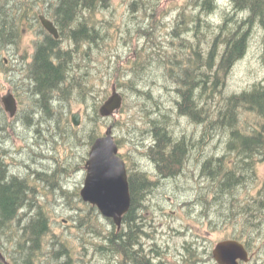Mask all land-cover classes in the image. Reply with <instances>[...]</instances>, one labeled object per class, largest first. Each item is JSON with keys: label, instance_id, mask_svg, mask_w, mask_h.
Segmentation results:
<instances>
[{"label": "trees", "instance_id": "1", "mask_svg": "<svg viewBox=\"0 0 264 264\" xmlns=\"http://www.w3.org/2000/svg\"><path fill=\"white\" fill-rule=\"evenodd\" d=\"M44 1V9L33 3L34 0L0 1V48L18 43L21 27L27 18L38 21L45 39L36 43L32 61L26 70L27 78L22 84L31 89L26 94L43 108L49 123L59 115H63L61 119L65 122V111L61 108L67 100H71L72 90L78 86L79 102L88 105L92 98L95 100L93 105L90 104L88 114L96 128V132L93 127L88 131L91 133L88 145H91L100 136L98 127L102 118L97 103L99 89L93 95V86L88 84L89 79H93L89 62L92 51L95 48L98 50L106 33L96 25L91 26L84 15L86 11L95 12L108 7L111 0ZM220 1L193 0L187 3L185 8H191L192 12L187 11L186 14V11L180 10L177 14L175 27L170 32V47L165 49L153 40L139 53V59L128 67L131 71L127 80L122 79V71L114 78L117 87L127 84L133 91V97L142 98L144 101L139 102L143 106L156 95L152 89L137 86V81L146 82L140 74L152 65H163L177 85L178 99L175 101L178 112L201 126L205 124V135L209 141L211 136L226 134V149L232 158H228L226 153L204 160L203 157L190 159V152L197 151L196 145L190 147L187 137L176 138L172 134L167 126L169 115L150 110L153 116L150 114L146 132L154 139L144 153L146 159L152 160L158 175L167 180L179 182L187 177L186 167L189 165L191 172L201 169L203 178L211 181L209 198L207 191L203 196L204 188L200 187L197 194L199 200L192 203L208 204L203 218L214 229L223 230V239L233 238L243 242L252 259L242 264H253L254 257H259L264 249L259 242L264 237V182L251 198L242 196L240 188H249L250 182L257 180L256 166L264 161V83H255L232 94L225 92V86L231 69L246 55L256 32L263 34L264 57V0H231L228 8L221 6ZM136 2L131 3L132 8ZM40 14L54 21L60 33L58 39L42 27ZM216 14L221 17L218 25L212 22ZM203 27H206L205 31ZM64 40L70 45L63 48L61 43ZM85 67L89 70L82 73ZM114 70L118 72L116 65L110 67L111 73ZM22 90L25 92L24 88ZM109 93L105 92L103 99ZM214 101L219 103L218 107ZM24 115L31 126L38 123L33 121L32 112H25ZM133 125L127 123L128 128ZM37 126L40 130L41 123ZM112 126L114 129L115 123ZM116 141L119 148L125 147V139L117 138ZM120 154L127 163L132 198L131 208L124 217L126 230L116 227L107 229L97 207L88 204V211L80 208L75 215L73 225L78 232L74 228L70 234L57 233L52 229L47 206L37 204V194L29 178L12 173L0 154V237L10 230L18 231L17 239L13 241L14 248L5 250L0 245V264H88L85 258L90 253L89 249L109 257V264L114 259L115 264H123L124 258L129 264H158L135 248L142 229L136 210L158 181L151 179L149 171L139 168L136 161L131 162L129 153ZM215 212L222 213L223 219L215 218ZM90 235L99 237L94 247L88 243ZM190 249L192 256L198 254L194 247Z\"/></svg>", "mask_w": 264, "mask_h": 264}, {"label": "rangeland", "instance_id": "2", "mask_svg": "<svg viewBox=\"0 0 264 264\" xmlns=\"http://www.w3.org/2000/svg\"><path fill=\"white\" fill-rule=\"evenodd\" d=\"M133 1H137L134 8L131 5ZM190 1L193 0H111L106 8L95 12L86 11L84 16L90 25L93 27L96 25L106 33V38L99 43L98 50L95 48L92 51L90 70L89 67L82 69V73H87V70L93 73V79H89L88 84L93 86V95L97 93L96 89H99L100 97L97 101L99 108L112 94L113 85H116L114 76L122 71V79L127 80L131 71L128 67L134 60L139 59V53L143 51L145 45L154 40L165 49L170 47V32L175 27L177 14L180 10L186 11V14L192 12L191 8H185ZM220 2L223 7L231 6V0ZM33 3L41 9L46 6L44 0H34ZM212 22L214 25L220 24V15H213ZM203 30L205 31L206 27H203ZM21 31L17 44L0 48V108L3 107L2 96L13 87V83L21 84L26 80V70L32 61L36 43L43 35L38 21L33 18L25 20ZM262 39V32L253 34L246 55L233 66L226 79V93L241 92L255 83H264ZM203 41L205 43V40ZM61 45L64 48L69 46L70 42L64 40ZM112 65L117 66L118 72L115 70L110 72ZM143 72H146L145 76ZM140 76L144 77L146 82L137 81V86L152 89L156 95L155 99L147 100L146 105L142 106L140 102L144 100L133 97V91L127 84L116 86L124 97L123 105L113 116L106 118L101 116L102 121L98 127L101 136L109 125L115 123L113 129L115 139H125L126 142L123 149L119 148L120 152L129 153L131 162L136 161L139 168L149 171L148 176L151 179L158 181L157 185L150 189L142 206L136 210V215L139 216L138 223L142 229L135 248L143 251L158 264H217L212 250L217 242L223 240V230L214 229L207 219L203 218L208 204L192 203L199 200L197 194L198 191L200 192V187L204 188L203 196L207 191V199L209 198L208 189L211 181L206 177L203 178L201 169L191 172L190 165L186 167L187 177L178 180L179 182L160 177L144 153L154 139L146 132V124L150 114L153 116L150 110L169 115L167 126L172 134L176 138L187 137L190 147L196 145L197 151L190 152V159L203 157L204 160L212 155H225L228 152L226 149L228 137L224 133L211 136L212 139L209 141L205 135V124L201 126L178 112L175 101L178 99L177 85L174 83V77L168 74L163 65H152L149 69L143 70ZM72 91L71 97L69 96L71 100H67L66 105L61 108L65 111L63 113L65 122L61 119L63 115H59L52 118V123H49L43 108L35 106L32 99L28 108L26 98L29 96L22 88L17 90L20 109L15 116V127L12 125L8 127L6 124V119H12L6 111H2L3 119L0 122L6 127L3 128L5 130H0L1 157L12 173L29 178L37 194V204H46L52 229L61 234L64 232L70 234L74 230L75 215L80 208L88 211L90 204L82 199L80 192L84 186L87 174L86 162L92 145H88V136L91 134L88 131L94 128V122L88 114L90 104L93 105L95 100L92 98L86 105V102L78 101V86ZM107 91L110 93L106 99H103ZM214 105L218 107L219 103L214 101ZM25 112L33 113V121L41 123L40 130L38 123L31 126L26 121ZM77 112L80 114L79 126H75L72 122V114ZM127 123L134 125L128 128ZM94 130L96 132V128ZM227 154L228 158H232L231 154ZM146 163L150 164V168L145 166ZM256 173L257 180H252L248 185L249 188H240L242 196L251 198L261 188L264 182V161L258 162ZM213 216L223 219L222 213L215 212ZM100 217L107 229L117 228L111 219L102 214ZM17 233L18 231L13 229L3 234L0 237V245L5 250L14 248L13 241L17 239ZM98 240L99 237L90 235L88 243L94 247V243ZM259 242L262 244V249L264 237ZM191 247H194L198 254L192 256ZM89 250L90 253L85 258L88 264H109L107 260L110 259L109 257ZM115 262L116 259L111 264ZM252 262L264 264V249L263 253L257 258L254 257ZM123 264H129L128 260L124 258Z\"/></svg>", "mask_w": 264, "mask_h": 264}, {"label": "water", "instance_id": "3", "mask_svg": "<svg viewBox=\"0 0 264 264\" xmlns=\"http://www.w3.org/2000/svg\"><path fill=\"white\" fill-rule=\"evenodd\" d=\"M43 27L55 38H59V30L44 14L40 15ZM124 97L113 85L112 94L100 106L102 117H111L123 105ZM6 110L14 117L17 113V101L11 91L3 96ZM73 124L80 125V114H72ZM87 174L81 197L98 208L100 213L113 221L118 230L121 229L124 216L132 205L127 163L120 154L119 145L109 125L105 133L97 137L91 145L86 162ZM217 264H242L252 259L245 244L237 239L220 240L212 250Z\"/></svg>", "mask_w": 264, "mask_h": 264}, {"label": "flooded vegetation", "instance_id": "4", "mask_svg": "<svg viewBox=\"0 0 264 264\" xmlns=\"http://www.w3.org/2000/svg\"><path fill=\"white\" fill-rule=\"evenodd\" d=\"M40 15H42V14H40ZM46 16V15H45ZM47 17V16H46ZM48 18V17H47ZM50 19V18H49ZM51 20V19H50ZM53 23H54V21L53 20H51ZM40 22H41V20H40ZM41 25H42V23H41ZM42 27H43V25H42ZM44 28V27H43ZM45 29V28H44ZM46 30V29H45ZM40 39H42V37L40 38ZM15 74V73H14ZM22 83V82H21ZM20 85L21 84H18V83H16V82H14L13 83V87L12 88H9L8 89V91H11V93L14 95V97L16 98V101H17V105H18V110L20 109V101H19V94H18V92H17V90H19L20 89ZM7 91V92H8ZM4 96V95H3ZM3 96H2V98H1V100H2V104H3V107L2 108H0V122L2 121V117L1 116H3V113H2V111H6L7 113H9L7 110H6V108H5V104H4V101H3ZM27 100H26V104H27V107L28 108H30V104L29 103H31V99H32V101H33V104L35 105V106H37V104L38 103H35V101H34V99H33V97H31V95H30V97H27L26 98ZM1 107V106H0ZM18 113V112H17ZM10 115V114H9ZM16 116V115H15ZM15 116L14 117H11L10 116V118H12L11 120H7L6 118H5V116H4V118L6 119V124H8V127L9 126H13V127H15V121H16V118H15ZM10 121V122H9ZM5 126H4V124H3V122L2 123H0V130H2L3 128H4ZM6 128V127H5ZM3 130H5V129H3ZM4 138H5V136H4ZM175 140H177V139H173V141H175ZM150 161V164L152 163L151 161V159L149 160ZM150 164H148V163H146V167L147 168H150ZM125 217V216H124ZM122 227L126 230V228H127V224H126V221L123 219V224H122Z\"/></svg>", "mask_w": 264, "mask_h": 264}, {"label": "bare ground", "instance_id": "5", "mask_svg": "<svg viewBox=\"0 0 264 264\" xmlns=\"http://www.w3.org/2000/svg\"><path fill=\"white\" fill-rule=\"evenodd\" d=\"M58 29V28H57ZM42 38H43V35L41 36ZM45 38H43V40H44ZM56 39H58V38H56ZM20 88H24L25 89V92H27V91H29V90H31L29 87H27V86H24V84H22L21 83V85H20ZM8 93V92H7ZM5 95V94H4Z\"/></svg>", "mask_w": 264, "mask_h": 264}]
</instances>
